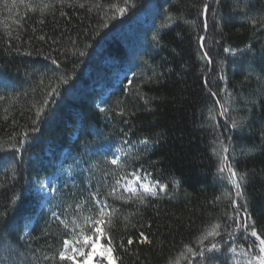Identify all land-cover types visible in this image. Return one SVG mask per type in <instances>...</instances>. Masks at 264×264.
Here are the masks:
<instances>
[{"label":"trees","instance_id":"1","mask_svg":"<svg viewBox=\"0 0 264 264\" xmlns=\"http://www.w3.org/2000/svg\"><path fill=\"white\" fill-rule=\"evenodd\" d=\"M29 3L51 7L42 13L30 10ZM130 3L124 16L112 18L123 0H15V6L0 0V213H6L0 227L11 245V252L0 248V257L8 264H60L43 260L63 247L60 220L81 215L76 204L101 183L107 190L119 175L134 170L142 177L151 174L141 181L167 182L168 191L143 204L109 199L119 212L105 232L114 238L113 247L124 238L126 250L114 253L122 264H192L185 246L199 250L218 218L221 236L204 243H219L221 249L206 252L203 264H236L224 246L234 241L239 253V246L247 249L254 238L245 240L225 218L233 213L223 193L232 189L218 175L212 153L220 133L235 149L237 169L248 174L240 203L247 201L264 232V0ZM204 3L210 5L207 29L200 15ZM169 14L173 23L160 28ZM192 20L195 25L186 23ZM157 31L159 42L153 40ZM199 35L206 37L203 49ZM224 47L238 51L227 53ZM62 76L67 84L60 83ZM58 84L59 94L37 118ZM216 99L231 118L243 120L242 127L213 131L207 117ZM144 138L154 147L145 151L139 143ZM119 149L134 167L114 170L107 164ZM46 180L49 193L43 198L37 188ZM82 214H89L87 207ZM141 231L150 244L140 242ZM98 240L109 247L104 238Z\"/></svg>","mask_w":264,"mask_h":264},{"label":"snow or ice","instance_id":"2","mask_svg":"<svg viewBox=\"0 0 264 264\" xmlns=\"http://www.w3.org/2000/svg\"><path fill=\"white\" fill-rule=\"evenodd\" d=\"M23 2V0H21ZM13 6H15V0H13ZM130 3V0H123V6H114L115 12L112 18H115V15L124 16L130 7H133ZM27 7L32 11L40 10L42 13L48 10L51 5L47 3L41 4H27ZM80 7H84L83 4ZM210 5L204 3L200 15L204 17L203 27L207 29V13L209 12ZM173 17L169 14L165 17V20L159 25L160 28H166L173 23ZM256 23L255 20L252 21ZM186 23L195 25L196 21H186ZM43 39V37H41ZM153 40L159 42V31L153 36ZM199 46L201 49L205 48L206 37L199 35L197 37ZM224 52L233 53L237 52V49L231 47H224ZM83 55V53H80ZM202 57L211 64L212 58L209 56L207 51H204ZM53 64H57L55 59L52 60ZM135 75V73L133 74ZM221 80H226L224 75L220 76ZM67 78L60 77V83L67 84ZM129 84H132V80H128ZM207 83V80L205 81ZM59 94V84L55 87H52L48 92V99H45L43 106L37 109L36 116L39 118L45 110V107L49 103V99ZM212 97H217L218 93L210 91L209 93ZM4 97L0 96V100H3ZM227 100L228 97L223 98ZM101 112L107 111L106 108H100ZM218 117L224 118V123L221 125ZM209 126L212 127L213 131H216L217 128L223 127L225 130L229 129H238L243 126V120H237L230 117L229 108L225 103H222L220 99L214 101V106L209 107L208 117ZM32 131L35 132L37 129L32 128ZM219 135H223L220 133ZM219 135L216 140L213 141L212 153L218 158V175L231 186L232 191H225L223 197L230 200V207L233 215L228 216L225 213V218L232 220V231H240L241 233L246 234L244 236L245 240L250 236L254 238L253 243L245 249L242 245L239 246V253L237 252V246L233 241L231 247L227 248V251L233 254V259L236 260V264H264V232L258 230L256 221L252 219L251 215L247 210V201L243 204L240 203V200L244 199V185L247 182L248 174L241 173L237 167L236 163V153L235 149L232 148L230 144H226L224 140L219 138ZM29 136L28 132L23 133L24 139ZM24 139L20 141V145L23 146ZM227 139H231L228 137ZM141 145L144 146V150H149L150 147H154V143L148 138L141 139L139 141ZM18 150V149H17ZM252 149H247L246 152H251ZM126 154L123 149L113 152L112 157L107 160V164L114 166L115 169L123 170L126 166ZM78 166V165H77ZM226 173V175H225ZM151 175L150 173H144V177L139 175L136 170L131 173H123L119 175V178L114 179V183L107 185V190H105V184L101 183L96 190L88 193L87 198L82 202L76 204V209L81 215H78L68 220H60V223L63 225L66 230V238L63 239V247L58 251V254L45 255L43 260L46 262H55L58 261L60 264H89V261L98 256L99 259L96 261V264H122V260L114 255V253L119 249H125L126 245L123 242L124 238L121 237L119 243H115L114 238L106 234L105 229L111 228L113 221L117 218V213L119 209L114 207V203H109V199L113 202L122 201L124 203H136L141 204L145 203L149 197L158 198L161 193L167 194L168 183L161 182L160 180H155L153 182H144L142 183V178ZM129 176L133 179H129ZM56 183V177H53V180L50 182V186ZM175 184L176 182L173 181ZM44 188V185L41 184V189ZM217 200L221 199L220 197L216 198ZM90 206V207H89ZM87 207L88 215H83V210ZM6 213H0V221L3 220V217ZM55 217L57 214L52 213ZM127 220V217H125ZM221 227L222 224L219 220L212 222L208 230L203 234V239L199 242V250H194L190 246H185L187 253L189 254V259L192 260V264H195L196 258L201 259V264H203V259L205 258V253H216L221 249L219 243L210 242L205 244L204 240L208 238H215L221 236ZM232 231L227 232L226 234L230 237L232 236ZM70 233L71 238H67V235ZM142 240L141 243H151V240L148 236L145 235L143 231L139 233ZM3 228L0 227V248H3L6 252H11V245H8L4 239ZM98 238H104L109 247L103 248L101 251L97 252V243ZM223 237H221L222 239ZM133 240L131 237L127 238V245H131ZM184 253H181L183 256ZM238 256L243 257V261L238 259ZM0 264H8L6 258L0 257Z\"/></svg>","mask_w":264,"mask_h":264},{"label":"rangeland","instance_id":"3","mask_svg":"<svg viewBox=\"0 0 264 264\" xmlns=\"http://www.w3.org/2000/svg\"><path fill=\"white\" fill-rule=\"evenodd\" d=\"M117 154H118V150H116ZM129 179H133V177L129 178ZM142 183L147 182V181H141ZM44 185V188L41 189V187L37 188L39 192H41L43 194V198L47 197V194L49 193V186H48V181H44L42 183ZM97 252L101 251L103 248H106V246H104L103 244H101V242L98 240L97 243ZM99 259L98 256L93 257L90 261L89 264H96V261Z\"/></svg>","mask_w":264,"mask_h":264}]
</instances>
